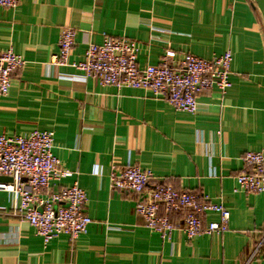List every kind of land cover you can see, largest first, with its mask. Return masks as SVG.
I'll use <instances>...</instances> for the list:
<instances>
[{
  "label": "crops",
  "instance_id": "obj_1",
  "mask_svg": "<svg viewBox=\"0 0 264 264\" xmlns=\"http://www.w3.org/2000/svg\"><path fill=\"white\" fill-rule=\"evenodd\" d=\"M64 27L76 30L71 61L106 35L136 41L141 67L168 50L175 64L187 53L210 59L230 49L232 85L199 95L194 113L151 90L102 85L50 62ZM9 48L25 65L0 97V135L55 131L54 154L71 175L43 196L79 184L92 222L77 240L63 233L46 244L15 214V197L0 191V264H264V192L237 180L245 153L264 152V0H19L0 7V51ZM133 165L152 171L150 186L168 183L228 206V230L162 238L137 214L138 196L112 186V174Z\"/></svg>",
  "mask_w": 264,
  "mask_h": 264
},
{
  "label": "built area",
  "instance_id": "obj_2",
  "mask_svg": "<svg viewBox=\"0 0 264 264\" xmlns=\"http://www.w3.org/2000/svg\"><path fill=\"white\" fill-rule=\"evenodd\" d=\"M18 2L0 0V7L15 8ZM75 42L76 30L64 27L59 51L50 62L71 65L102 85L151 90L165 97L177 110L194 113L199 95L207 91L224 95L232 85L230 49L210 59L187 53L175 64V52L168 50L161 63L141 67L139 46L134 40L106 35L100 44L88 43L84 59L71 61ZM24 65L25 59L12 48L0 51V97L9 93L13 75ZM54 142L52 130L0 135V176L11 178L0 181V191L15 197V214L20 221L34 227L46 244L63 233L77 240L88 232L92 222L84 212L87 193L79 184L43 196L53 181L71 175L54 154ZM243 161L244 169L237 177L239 187L253 193L264 192V152L248 151ZM152 178V171L139 165L127 166L111 176L114 189L131 191L138 196L137 214L162 238L170 237L177 229L189 239L228 230L231 217L228 206L214 203L204 194L178 190L168 183L150 186ZM209 211L217 212L219 221L206 223L204 217ZM173 214L181 215L180 220H174Z\"/></svg>",
  "mask_w": 264,
  "mask_h": 264
},
{
  "label": "water",
  "instance_id": "obj_3",
  "mask_svg": "<svg viewBox=\"0 0 264 264\" xmlns=\"http://www.w3.org/2000/svg\"><path fill=\"white\" fill-rule=\"evenodd\" d=\"M0 179H3V180H8V179H10V180H11V178H9V177H5V176H0Z\"/></svg>",
  "mask_w": 264,
  "mask_h": 264
}]
</instances>
